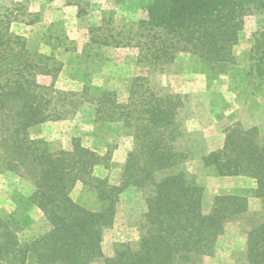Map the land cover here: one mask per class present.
I'll return each mask as SVG.
<instances>
[{
	"label": "trees",
	"instance_id": "obj_1",
	"mask_svg": "<svg viewBox=\"0 0 264 264\" xmlns=\"http://www.w3.org/2000/svg\"><path fill=\"white\" fill-rule=\"evenodd\" d=\"M76 5L82 17L83 10ZM139 9L138 20H123L118 29L115 11L105 14L90 27L88 43L135 47L139 63L155 74L172 69L184 53L213 71L229 73L238 67L235 49L245 19L264 13V0H142ZM14 11L0 9V171L32 180L34 190L28 200L43 211L47 229L27 236L24 211L6 217L0 213V264H30L31 254L37 264H201L233 222L241 225L246 240L239 264H264L261 126L236 122L223 131L220 144L205 150L199 147L204 137L185 126L183 96L151 87L147 77L134 78L127 103L110 90L94 93L89 86L60 90L56 86L60 66L13 32V23L21 19ZM28 11L23 13L29 15ZM42 75L51 82H41ZM238 83L247 100L264 84V30L256 33ZM84 103L94 108L95 121L136 125L137 143L118 186L96 175L106 156L84 146L79 138H74L70 149H55L31 134L44 122L74 114ZM189 161L199 168L189 169ZM202 170L220 177L254 178L262 206L254 209L247 196L236 192L215 194L209 204ZM78 183L83 192L94 194L98 209L74 199ZM128 186H136L144 195L141 233L135 246L118 242L113 253L106 254L105 231L115 223L117 202Z\"/></svg>",
	"mask_w": 264,
	"mask_h": 264
},
{
	"label": "rangeland",
	"instance_id": "obj_2",
	"mask_svg": "<svg viewBox=\"0 0 264 264\" xmlns=\"http://www.w3.org/2000/svg\"><path fill=\"white\" fill-rule=\"evenodd\" d=\"M141 1L0 0V9H14L21 19L13 23V32L25 36L33 50L53 57L52 60L60 66L56 82L60 90L81 91L85 86L92 87L91 92L94 93L110 90L117 94L120 102L127 103L134 78L147 77L151 87L183 96L185 126L190 132H198L201 138L204 137L199 147L205 150L220 144L223 131L236 122L240 121L246 127L259 124L264 130V107L250 109L254 103H264V84L256 90L254 97L247 100L239 88L241 83H238L256 33L264 30V13L246 17L240 42L235 49L238 67L234 66L229 73L213 71L184 53L180 54L172 69L155 74L139 63L135 47L88 43L90 27L98 25L103 16H109L111 11H115L114 25L117 29L122 27L123 20H138L141 17ZM76 3L83 10L82 17L78 16L80 8ZM24 9L29 10V15L23 13ZM40 80L51 82L48 75L40 76ZM245 91L249 95L250 90ZM136 129V125H127L122 121H95L94 108L84 103L74 114L65 119L44 122L33 128L31 134L48 141L55 149H70L74 138H79L84 146L106 156V164L96 167V175L107 177L111 184L118 186L122 183L129 153L137 143ZM183 145L186 146V141ZM189 162V169L195 171L199 168L198 163ZM201 176L206 177L209 204L214 201L215 194L243 188L246 193H254L251 198L248 196L254 209L262 206V201L256 196L258 185L254 178L244 175L214 176L208 170H202ZM33 190L29 177L0 171V213L6 217L16 210L24 211L27 227L23 234L27 236H36L47 229L43 211L28 200ZM72 196L92 209L99 207L93 193L83 192L82 183L75 186ZM145 211L144 195L139 188L128 186L121 191L115 223L105 231L103 246L106 254L113 253L118 242L136 245L141 233L139 220ZM245 243L241 225L233 222L217 240L212 255L204 256L201 264H239ZM29 263L37 264L33 254L29 256Z\"/></svg>",
	"mask_w": 264,
	"mask_h": 264
},
{
	"label": "crops",
	"instance_id": "obj_3",
	"mask_svg": "<svg viewBox=\"0 0 264 264\" xmlns=\"http://www.w3.org/2000/svg\"><path fill=\"white\" fill-rule=\"evenodd\" d=\"M100 22H101V20H100ZM254 99V98H253ZM261 107H264V103H262V104H253L251 107H250V109H255V110H257V109H259V108H261ZM256 190V189H255ZM254 191V190H253ZM235 192L236 193H238V194H241V195H245V196H249L250 198L252 197V195L254 194V193H252V192H249V193H246L245 192V190L242 188H239V189H235ZM235 192H233V193H235Z\"/></svg>",
	"mask_w": 264,
	"mask_h": 264
}]
</instances>
